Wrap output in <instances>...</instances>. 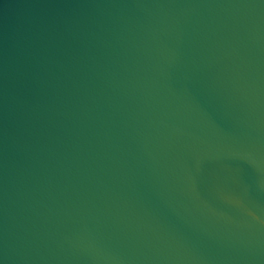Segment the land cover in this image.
Returning <instances> with one entry per match:
<instances>
[{"label":"water","instance_id":"obj_1","mask_svg":"<svg viewBox=\"0 0 264 264\" xmlns=\"http://www.w3.org/2000/svg\"><path fill=\"white\" fill-rule=\"evenodd\" d=\"M0 264H264V0H0Z\"/></svg>","mask_w":264,"mask_h":264}]
</instances>
